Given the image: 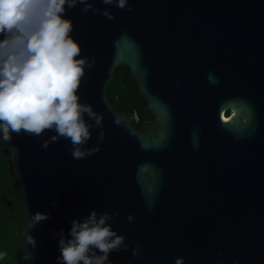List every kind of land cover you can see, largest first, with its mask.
I'll use <instances>...</instances> for the list:
<instances>
[{
  "label": "water",
  "instance_id": "95a60500",
  "mask_svg": "<svg viewBox=\"0 0 264 264\" xmlns=\"http://www.w3.org/2000/svg\"><path fill=\"white\" fill-rule=\"evenodd\" d=\"M89 2L115 18L79 4L64 17L95 59L78 95L103 116V141L93 127L83 146L99 152L74 160L64 138L41 147L51 130L0 133L24 215L20 262L58 264L61 233L95 210L117 213L108 223L129 245L110 264H264V0ZM122 66L152 121L140 130L107 94ZM37 212L48 219L29 228Z\"/></svg>",
  "mask_w": 264,
  "mask_h": 264
},
{
  "label": "clouds",
  "instance_id": "9594fccd",
  "mask_svg": "<svg viewBox=\"0 0 264 264\" xmlns=\"http://www.w3.org/2000/svg\"><path fill=\"white\" fill-rule=\"evenodd\" d=\"M102 3L132 11L128 0ZM78 4L83 5L81 12L91 10L109 20L115 18L107 8H94L89 0H0V133L5 141H11L12 134L40 137L51 130L54 134L41 147L47 149L50 143L64 138L72 145L74 160L99 152V144L83 147L91 139L93 127L100 128L97 139H104L102 114L81 103L78 95L82 78L86 80L85 67L95 64L94 58L80 55V45L70 35L73 24L64 17L66 7L72 9ZM85 115L94 123H86ZM116 215L92 210L82 221L74 219L71 238L65 240L61 233L58 264H110V252L128 250L125 237L108 223ZM46 219V213L37 212L28 227ZM127 219L131 222L134 217L130 213ZM29 243L35 246L31 236ZM142 251V245L137 244L132 256ZM6 255L0 252V260ZM183 261V257L175 258V264Z\"/></svg>",
  "mask_w": 264,
  "mask_h": 264
},
{
  "label": "trees",
  "instance_id": "16d2710c",
  "mask_svg": "<svg viewBox=\"0 0 264 264\" xmlns=\"http://www.w3.org/2000/svg\"><path fill=\"white\" fill-rule=\"evenodd\" d=\"M128 73L126 66L117 68L107 94L120 113L138 119L132 125L140 130L144 124H151L152 121L146 118L145 101L136 85L124 77ZM5 147V142L0 138V252L7 253L0 264H24L19 260L22 251L20 230L24 224V215L17 196L18 188L10 172L9 158L4 154Z\"/></svg>",
  "mask_w": 264,
  "mask_h": 264
},
{
  "label": "flooded vegetation",
  "instance_id": "af4514ba",
  "mask_svg": "<svg viewBox=\"0 0 264 264\" xmlns=\"http://www.w3.org/2000/svg\"><path fill=\"white\" fill-rule=\"evenodd\" d=\"M127 75V74H126ZM126 75H124V77L126 78ZM228 114H230V113H228ZM146 124H150V123H146ZM146 124H144L143 126H145ZM152 124V123H151Z\"/></svg>",
  "mask_w": 264,
  "mask_h": 264
}]
</instances>
